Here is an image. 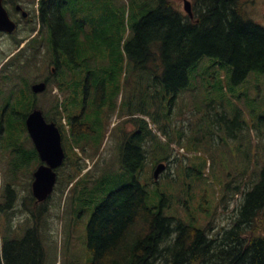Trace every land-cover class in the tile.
Returning <instances> with one entry per match:
<instances>
[{
  "label": "rangeland",
  "instance_id": "obj_1",
  "mask_svg": "<svg viewBox=\"0 0 264 264\" xmlns=\"http://www.w3.org/2000/svg\"><path fill=\"white\" fill-rule=\"evenodd\" d=\"M171 1L185 13V0ZM78 2L84 17L89 18L92 25L86 41L87 54L100 60L112 75L105 105L113 111L109 118L111 124L106 130L95 128L85 133L87 141H90L87 156L82 155L86 163L81 159L75 160V154L83 152L84 148L73 135L65 142V154L74 163H69L72 171L68 174H75L77 165H81L84 172L88 168L86 164L91 166L94 163L86 175L76 178L75 189L67 187L65 179L68 174L60 177L48 202V212L40 220V229H44L40 231L44 237L43 264L90 263L86 229L94 209L92 207L85 212L79 206L75 192H80L86 184L85 190L92 193L104 172L122 171L114 152H111V158H107L106 153L115 147V137L124 115H129L134 121L145 120L148 128L156 134V139L151 135L155 139L154 145L167 149L170 154L165 161L155 162L156 158H161L162 152L147 142V156L139 178L147 187L148 205L162 207L165 216L205 229L209 239L220 242L233 226L234 220L232 224L230 221L236 217L235 209L241 206L243 193L257 182L259 171L264 167V128L261 126L260 132L255 128L259 126L257 118L264 117V76L250 73L243 82L234 84L231 67L203 57L189 70L187 87L176 95L172 103L171 96L160 88L152 90L144 102L130 101L131 83L135 84L138 76L132 75L126 62L115 64L117 61L111 59L120 57V47L128 39L136 21L137 6L147 0ZM244 11L252 21L264 26V0H245ZM121 38L124 41L120 46ZM140 90L145 93L143 86ZM125 118L127 116L124 121ZM63 134L67 135L66 132ZM166 143H170L171 149ZM3 149L0 147V194L6 195L8 187L13 185L15 195L7 212L11 214L12 210L20 207L10 215V219H13L15 227L21 221L27 222V229L33 224L26 211L27 207H33V201L28 199L31 196L29 181L22 176L19 180L13 179V165ZM157 163H164L166 167L154 181L152 172ZM104 168L107 169L104 171ZM28 171L26 169L25 173ZM120 184L117 181L109 186L110 189H118L122 186ZM234 188L238 190L234 191ZM244 230L243 237L264 235V210L251 227L245 226ZM166 260L161 258L155 264H171Z\"/></svg>",
  "mask_w": 264,
  "mask_h": 264
},
{
  "label": "trees",
  "instance_id": "obj_2",
  "mask_svg": "<svg viewBox=\"0 0 264 264\" xmlns=\"http://www.w3.org/2000/svg\"><path fill=\"white\" fill-rule=\"evenodd\" d=\"M190 1L192 18L180 12L171 0H147L137 6L132 32L126 41L123 38L120 40V46L124 41L120 47V57L111 59L117 61L115 64L123 65V61L126 62L132 75L138 76L136 83H131L130 101L136 96L138 102H144L149 99L152 90L160 88L171 96L172 103L175 96L187 87L189 70L203 57L213 58L231 67L234 84L243 82L250 73L264 76V26L246 16L245 0ZM53 4L54 0H45L42 17L49 24L54 43L58 44L62 53H67L70 44L72 81L76 89L80 87L83 63L94 58L87 54L88 33L85 31L89 32L92 25L86 17L83 22L74 23L70 42L62 41L59 45L61 34L65 32L63 29L60 31V18L54 14ZM105 60L108 62V59ZM104 70L105 77L100 82L101 98L112 84L110 69L105 66ZM145 85L149 88L143 93L140 88ZM72 101L75 118L71 133L83 150L89 151L90 141H87L85 133L90 130L86 131L82 125L81 99L74 95ZM105 101L97 105L99 110L106 107ZM136 123L142 125L140 129L143 134L141 137L137 135L136 148L129 149L133 156L130 163L121 158L118 162L122 169L119 175L110 180L101 177L92 191L98 196L101 194L98 187L103 186L104 192L109 189L103 199L96 203L87 224L86 248L91 255L89 264H155L161 258H167L171 264H264V235L243 237L245 226L251 227L254 219L264 210V167L259 171L257 182L245 195L241 217L236 225L225 232L220 242L209 239L205 229L165 216L162 207L148 205L149 193L139 178L147 156V142L162 152L161 158H156L155 162L165 161L170 154L167 149L154 145L156 136L144 127L147 126L144 120L139 119ZM256 123L259 125L255 127L256 131L260 132L261 126L264 128V117L257 118ZM166 144L171 149L170 143ZM184 169L187 168L184 166ZM81 170L82 166L77 165L76 173L68 175L67 183L73 181ZM117 181L122 186L110 189L109 185ZM84 189L86 185L80 192H75L79 206L85 205ZM237 190L234 188V191ZM26 211L33 223L32 228L20 239L3 241L0 264L44 263L45 251L39 226L45 210L38 206L33 209L27 207Z\"/></svg>",
  "mask_w": 264,
  "mask_h": 264
},
{
  "label": "flooded vegetation",
  "instance_id": "obj_3",
  "mask_svg": "<svg viewBox=\"0 0 264 264\" xmlns=\"http://www.w3.org/2000/svg\"><path fill=\"white\" fill-rule=\"evenodd\" d=\"M44 3L45 0H1L2 8L14 24V29L11 32L0 31V147L5 148L3 150L6 157L13 165V179L19 180L22 176L29 181V193L32 192L35 173L41 167L47 166L46 162L42 161L28 131L27 120L30 115L39 112L46 124H52L59 131L64 146L72 135L71 129L75 118L72 111L74 95L81 99V114L84 119L82 125L86 131L95 128L100 131L106 130L111 124L109 118L113 111L107 105L102 110L97 108L99 103H104L107 92H104L101 98L100 82L105 77V65L100 60L91 59L83 63L80 87L74 89L70 44L67 45V53H62L58 44L54 43L52 30L42 17L45 12ZM53 12L60 18V31L63 29L65 32L61 34L59 45L62 41L70 42L73 24L83 22L84 13L81 11L80 3L78 0H54ZM85 31L88 33L86 29ZM37 85L39 87L34 88ZM144 87L146 90L149 88L147 85ZM124 117L121 118L122 123H119L115 147H111L106 156L111 158L110 154L113 151L118 162L124 158L130 163L133 156L129 149L136 148V137L137 135L141 137L143 132L140 129L142 125L130 119L129 115ZM63 132L67 135L64 136ZM64 165L62 163L52 171L58 175V171L63 169ZM69 168L70 166L65 169V173H69ZM26 169L29 170L28 173H25ZM106 169L104 168V171ZM118 173L120 171L108 170L103 173L102 178L110 180L119 175ZM8 189L6 195L0 194V232L8 224L9 196L15 195L11 185ZM97 189L101 191L98 196L86 192L84 201L87 208L93 207L100 198L103 199L105 189L103 186ZM247 192L242 195L239 209H235L237 218L234 217L230 221L232 224L234 220L232 224L234 226L238 222ZM40 205L42 204L34 201L32 209ZM16 229L18 232L21 230L24 232L25 223L17 224Z\"/></svg>",
  "mask_w": 264,
  "mask_h": 264
},
{
  "label": "water",
  "instance_id": "obj_4",
  "mask_svg": "<svg viewBox=\"0 0 264 264\" xmlns=\"http://www.w3.org/2000/svg\"><path fill=\"white\" fill-rule=\"evenodd\" d=\"M184 10L190 17L192 16L190 3L187 0L184 1ZM13 29L14 24L9 20L0 0V31L11 32ZM37 87L39 85L34 88ZM27 128L42 161L48 165L37 170L32 183V193L36 202H42L51 194L55 184L56 175L52 169L62 163L63 151L60 145V134L52 124L48 125L44 122L39 112H34L29 116ZM164 169V164H158L153 172V178L156 180Z\"/></svg>",
  "mask_w": 264,
  "mask_h": 264
},
{
  "label": "bare ground",
  "instance_id": "obj_5",
  "mask_svg": "<svg viewBox=\"0 0 264 264\" xmlns=\"http://www.w3.org/2000/svg\"><path fill=\"white\" fill-rule=\"evenodd\" d=\"M202 249V248H201Z\"/></svg>",
  "mask_w": 264,
  "mask_h": 264
}]
</instances>
